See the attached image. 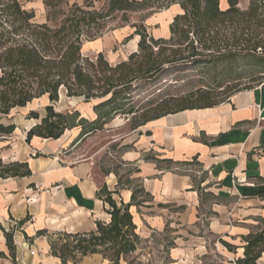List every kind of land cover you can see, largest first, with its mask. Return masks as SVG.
Masks as SVG:
<instances>
[{"label": "crops", "instance_id": "obj_1", "mask_svg": "<svg viewBox=\"0 0 264 264\" xmlns=\"http://www.w3.org/2000/svg\"><path fill=\"white\" fill-rule=\"evenodd\" d=\"M18 1L34 12L37 23L58 26L50 25L42 0ZM106 1L64 0L68 7L102 6ZM248 4L249 0H237L241 10ZM219 7L226 10L228 0H219ZM181 13L178 4L151 13L144 20L147 34L168 39L171 22ZM133 32L119 28L85 44L117 64L137 51L139 37ZM130 35L124 50L114 53L110 49ZM24 109L0 116V124L15 126L10 135L0 136V160L25 162L31 172L25 177L0 178V264H62L50 254L48 236L38 232L83 234L94 231L98 221L109 223V205L98 195L102 186L116 192L112 199L118 206L131 203L133 191L143 189L145 198H137L143 201L131 205L129 212L141 244L150 243L154 234L171 235L168 264H194L207 252L200 226L202 191L215 202L210 204L215 215L206 218V230L235 246L264 221V85L237 91L212 107L168 114L133 130L121 155L134 168L126 184L118 182L113 173L99 183L92 162H74L68 150L70 134L56 140L32 137L26 141L27 132L40 120L28 119L27 114L14 116L13 111ZM89 113L94 119L92 109ZM180 166L202 170L206 182L200 187L205 189L199 190L187 172H179ZM10 228L17 244L26 242L28 247L12 244L9 251L5 232ZM138 250L121 258L119 264H130ZM238 251L243 253V248ZM263 254L259 264H264ZM77 264L112 263L101 254H90L80 257Z\"/></svg>", "mask_w": 264, "mask_h": 264}, {"label": "trees", "instance_id": "obj_2", "mask_svg": "<svg viewBox=\"0 0 264 264\" xmlns=\"http://www.w3.org/2000/svg\"><path fill=\"white\" fill-rule=\"evenodd\" d=\"M172 4H178L182 13L173 18L170 37L153 39L147 34L144 20ZM147 8H152L149 14L139 16L136 22L130 21L133 15ZM126 25L139 37L137 51L126 60L112 65L102 53L93 57L82 54L85 41H93L111 29ZM262 46L264 0H249L245 10L237 7V0H228L226 10L220 9L219 0H109L104 9H95L91 3L73 4L56 27L37 23L34 12L24 9L18 0H0V116L46 97L49 103L44 106L45 114L41 118L34 110L27 114L28 119L40 122L27 132L26 141L32 137L56 140L84 122L76 111L54 110V103L63 92L68 98L82 97L85 103L104 99L93 107L97 115L94 124H102L113 111L132 115L135 130L168 114L218 104L211 100L209 92L199 88L179 104L164 103L161 110L148 116V112H140L133 106L125 109L129 91L136 82L151 79L171 67H199L255 52L262 54ZM106 107L111 110L102 112ZM14 129V125L0 124V136L10 135ZM30 174L25 162L0 160V178ZM112 193L116 192H109L105 186L99 190L98 195L109 205L110 221L96 222L94 231L52 235L38 232L39 236H48L50 254L62 264H77L80 257L90 254H101L112 264H119L121 258L134 253L142 240L136 233L129 207L143 201L137 198L144 199V191L134 190L131 203L119 206L112 199ZM5 238L11 252L12 233L5 232ZM243 240V254L235 264H259L264 253V233H249Z\"/></svg>", "mask_w": 264, "mask_h": 264}, {"label": "rangeland", "instance_id": "obj_3", "mask_svg": "<svg viewBox=\"0 0 264 264\" xmlns=\"http://www.w3.org/2000/svg\"><path fill=\"white\" fill-rule=\"evenodd\" d=\"M42 1L47 9V18L48 21L50 19V25H59L60 20L67 14L69 7L65 5L64 0ZM108 1L102 6L91 4L95 9H104ZM151 10L152 8H147L144 12L133 15L130 21L136 22L139 16L149 14ZM124 27L130 32L133 31L129 25L120 28ZM116 29L119 28L111 29L105 34L112 33ZM86 42L90 41L83 43L82 54L90 57L96 56L97 54L85 44ZM125 43L127 42L123 38L117 46L114 45L110 49H113L114 53L124 50ZM130 49L129 45L128 50ZM262 50L264 51V46H262ZM104 58L106 57L104 56ZM110 64L114 65V63ZM262 85H264V52L262 54L255 52L246 56L222 60L215 64L200 65L199 67L180 65L168 68L165 72L151 79L136 82L129 91V102L126 103L125 109L133 106L135 109L141 110L140 112L145 111L148 112V116H152L154 112H157L156 110L163 108L160 107L162 104L167 103L169 106H175L199 88L209 92L214 103H220L237 91ZM103 100L93 99L85 103L82 97L68 98L61 92L59 100L54 103V110L64 113L76 111L79 118L84 119L81 125L64 132L66 135L70 134L72 139L68 147L72 160L74 162H92L93 175L99 183H102L106 175L113 173L118 182L126 184L134 168L126 165L122 161L121 155L127 147L125 145L126 137L134 130V121L132 115L112 111L108 118L106 117L104 121H101L102 124H94L97 115L94 113L95 118L90 119L88 117L90 109L94 112L93 107ZM48 103V99L43 97L27 105L24 110L13 111V114L16 118H19L28 114L30 110H36L44 115V106ZM109 110H111V107H106L102 109V112H108ZM90 130L91 132L84 134ZM179 168V172L189 174L192 182L199 190L205 189V187H200V183L206 182V175L202 170L195 166H180ZM133 184H135L134 181ZM201 194L202 206L199 212L202 215V223H200V226L204 229L201 230V233L205 239L207 252L202 257H198L194 264H235L236 259L243 254L238 251V248H243L245 245L244 240L240 241L241 245L235 246L228 239L220 238L206 230V218L215 215L210 209V204L215 202L214 198L208 195L205 196L203 191ZM259 232L264 233V221H261L251 233ZM170 236L166 232L154 234L150 243L140 244L138 246L139 250L134 255L136 259L133 260V264H168L167 253L171 247ZM221 242L231 245V248L225 247ZM12 244H14L13 240Z\"/></svg>", "mask_w": 264, "mask_h": 264}, {"label": "built area", "instance_id": "obj_4", "mask_svg": "<svg viewBox=\"0 0 264 264\" xmlns=\"http://www.w3.org/2000/svg\"><path fill=\"white\" fill-rule=\"evenodd\" d=\"M14 225H16V224H14ZM6 231L11 232V228L7 229ZM12 240H13L14 244H16V246H20V247L27 246L28 247V244L26 242H24L23 244H17V242L15 241V237L13 236V233H12ZM30 254L33 255L34 251L30 250ZM21 264H25V263L23 261H21Z\"/></svg>", "mask_w": 264, "mask_h": 264}]
</instances>
